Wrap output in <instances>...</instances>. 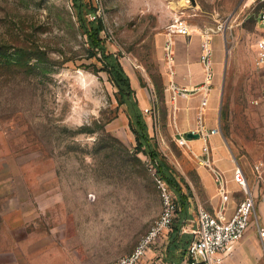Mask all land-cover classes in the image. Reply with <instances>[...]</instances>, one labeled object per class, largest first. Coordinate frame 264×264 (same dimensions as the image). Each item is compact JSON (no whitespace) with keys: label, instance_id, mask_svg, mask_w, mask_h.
<instances>
[{"label":"rangeland","instance_id":"1","mask_svg":"<svg viewBox=\"0 0 264 264\" xmlns=\"http://www.w3.org/2000/svg\"><path fill=\"white\" fill-rule=\"evenodd\" d=\"M250 1L0 0V258L113 264L163 210L154 161L136 150L130 108L100 56H91L78 4L89 27L99 25L92 9L102 18L99 35L131 78L159 158L196 210L201 156L177 141L172 121L182 99L191 105L201 95L206 113L210 97L232 157L264 172L262 32ZM177 17L194 32L173 37L175 64L198 55L192 75L201 65L204 81L200 54L209 28L215 76L209 90L174 100L165 45ZM194 222L184 221L188 228Z\"/></svg>","mask_w":264,"mask_h":264},{"label":"crops","instance_id":"2","mask_svg":"<svg viewBox=\"0 0 264 264\" xmlns=\"http://www.w3.org/2000/svg\"><path fill=\"white\" fill-rule=\"evenodd\" d=\"M199 59L195 55L190 60L179 61L174 63L175 72L174 81L180 85L197 86L202 84L204 77L203 67L200 65L196 77H194L192 61L195 63ZM201 92V91H200ZM204 92V91H203ZM202 94V93H200ZM201 95H196L191 105L182 99L177 108L173 111L172 121L176 125V139L184 137L187 145L195 146L201 156L202 162L197 174L199 185L202 189L203 200L199 201V206H204L211 211H216L223 204V195L220 192L219 184L216 180L218 172L223 174L228 200L226 202V212L232 215L237 208L238 203L246 197V193L234 178V171L240 166L248 181L251 192L258 197L256 210L259 220L254 216L245 237L234 243L228 253L224 254L217 264H264V246L259 235V227L264 226V203L261 200V194L264 190V172L262 177L258 176L256 168L251 171L248 167L239 164L232 157L229 147L227 146L224 136L221 132L219 123L212 117L214 101L206 98L203 103L208 104V110L205 113V105L200 102ZM179 98V97H178ZM177 98V99H178ZM175 99V100H177ZM210 103V106H209ZM206 126L205 131L219 129L217 133L200 134L198 138L188 137L189 132L199 133L200 124ZM191 138V140H189ZM179 142V141H178ZM208 158L209 162H206ZM188 207L180 212L179 224L173 226V230L168 237L157 243L147 255L146 264H191V258L188 254V242L185 241L191 228H188L184 221L189 222L196 218V210L193 199L190 195ZM192 235V234H191ZM11 258H0V264H12ZM198 264H204L200 262Z\"/></svg>","mask_w":264,"mask_h":264},{"label":"built area","instance_id":"3","mask_svg":"<svg viewBox=\"0 0 264 264\" xmlns=\"http://www.w3.org/2000/svg\"><path fill=\"white\" fill-rule=\"evenodd\" d=\"M250 3L257 7V22L262 32L261 37L257 41V66L264 71V0H251ZM211 30H205V36L202 41V51L200 54V61L205 70V78L201 85L191 88L180 86L173 82L171 85L172 97L177 99L180 96H187L192 91L209 90L215 73L213 70V48L211 46ZM194 28L187 22V20L177 17L172 23L167 25L166 33L168 40L165 45V57L170 64L171 71L174 73L175 53L173 47V37L176 35H191ZM145 111H150L145 108ZM206 126L200 124L199 133L205 134ZM217 133L219 129L208 131L209 133ZM181 145H187L184 137L178 139ZM206 162H209L206 158ZM258 176L262 177L261 166H256ZM154 176L159 187L163 210L159 217L155 220L151 230L140 240L135 249L129 254L113 264H146L147 255L158 242L165 240L170 232L173 230L174 221L180 216L181 206L175 190L170 184L162 178L156 168L154 169ZM234 178L243 188L246 197L241 200L236 210L232 215L226 212V202L228 200L225 180L221 172L217 173L216 180L219 184L220 192L223 195V204L216 210L211 211L204 206H199L195 218V226L191 228L192 239L188 244V254L191 258V264H217L224 254L228 253L232 245L242 240L250 226L252 218L257 215L256 204L258 197L251 192L247 177L240 166L234 171ZM261 200L264 203V190L261 194ZM259 235L264 246V226L259 227Z\"/></svg>","mask_w":264,"mask_h":264},{"label":"trees","instance_id":"4","mask_svg":"<svg viewBox=\"0 0 264 264\" xmlns=\"http://www.w3.org/2000/svg\"><path fill=\"white\" fill-rule=\"evenodd\" d=\"M76 1L78 2V0ZM78 7L80 23L89 37L91 56H96L97 54L100 56L112 80L119 88V92L124 97L122 102L126 103L130 108L132 114L130 125L137 141L136 150L138 152H144L151 157L154 161L157 173L175 190L181 206V212H183L188 207L189 195L183 190L181 183L173 175L169 166L159 158V154L151 141L148 123L143 116L139 102L135 97L131 78L117 57L107 51V48L99 35L100 30L105 28L102 18L97 16L95 9H92L91 12L95 14L96 18H98L99 25L89 27L83 16L81 5L78 4ZM190 236L191 240L192 235Z\"/></svg>","mask_w":264,"mask_h":264},{"label":"water","instance_id":"5","mask_svg":"<svg viewBox=\"0 0 264 264\" xmlns=\"http://www.w3.org/2000/svg\"><path fill=\"white\" fill-rule=\"evenodd\" d=\"M188 137H191V138H198V137H200V133L189 132V133H188Z\"/></svg>","mask_w":264,"mask_h":264}]
</instances>
